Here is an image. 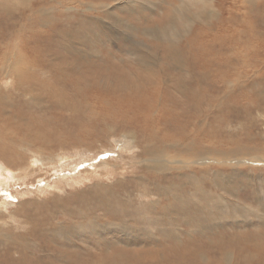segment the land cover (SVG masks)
Instances as JSON below:
<instances>
[{
    "label": "rangeland",
    "instance_id": "1",
    "mask_svg": "<svg viewBox=\"0 0 264 264\" xmlns=\"http://www.w3.org/2000/svg\"><path fill=\"white\" fill-rule=\"evenodd\" d=\"M0 4V56L7 46L17 44L24 46V55L37 52L43 67L52 61L57 72L51 88L35 87L36 99L25 97L24 90L32 87L20 95L7 86L10 94L2 96L4 100L29 106L46 118L59 112L69 119L88 120L115 103L111 98L129 93L148 96L170 110L168 129L186 149L184 158L206 159L180 176L175 171L138 177L134 174L138 166L126 161L118 172H105L100 179L112 181L109 193L119 205L118 216L112 214L107 194L82 196V190L93 188V181L90 188H85V177L72 182L62 197L76 194L75 201L87 199L85 213L106 211L107 218L83 223L82 229L64 222L49 234L27 238L24 250L13 242L15 249L0 253V264H264V0H0ZM178 126L186 128L181 132ZM112 138H119V133ZM91 143L94 147L60 152L71 157L79 152L75 166L82 169L93 170L104 158L123 162L117 157L122 143L113 149ZM121 149L129 152L131 147ZM160 183L177 190L178 198L185 195V206L174 203L171 191L159 189ZM18 190L11 185L0 191V197L11 202L8 210L13 216L19 211ZM151 198L160 200L155 208L147 203ZM168 202L177 212L158 208ZM9 216L0 213V227L25 234L27 230L16 227L21 218ZM70 216L76 221L79 212L72 208Z\"/></svg>",
    "mask_w": 264,
    "mask_h": 264
},
{
    "label": "bare ground",
    "instance_id": "2",
    "mask_svg": "<svg viewBox=\"0 0 264 264\" xmlns=\"http://www.w3.org/2000/svg\"><path fill=\"white\" fill-rule=\"evenodd\" d=\"M257 4H259V2ZM261 5H262V3H261ZM124 9H126V8H124ZM181 11H183V10H181ZM212 13H214V12H212ZM224 21H226V20H224ZM15 22H13V23H15ZM227 23H228V21H227ZM17 25H19V27H20V24H17ZM8 32H10V31H8ZM46 34H47V32H46ZM9 37H12V35ZM48 40H49V38H48ZM23 48H24V46H22V48H20V46L18 47L17 44L16 45L13 44L10 47L7 46V49L4 50L2 55L0 56V72L2 73V76L0 78V90L4 89L6 91V94L0 93V191H2V187L12 185V187L19 189L18 190V198H20L19 199L20 201H18L17 205H15V207L17 206V208H19V211H18V213H15V216H13L12 214L10 215V211L8 210V206H9V204H11V202H9L7 199H4L3 198L4 196L0 197V213L5 212L8 216L10 215L9 217H17L18 218V216H19V218H21V223H20V225H17L16 227L20 228V229H25L27 231L25 234H11L9 231L5 230L3 227H0V245H2V249H0V253H4L3 249L9 250V247H11V246H12L11 250L13 248L15 249L14 244H11L13 242L16 243L15 245H19V249L24 250L25 245H23V244H25V241L27 242V240H28L27 238H30V236H32V238L35 239L36 234H39L38 236H40L46 231H48V234H49L55 230L54 228H56L57 226L61 225L64 222L65 223L67 222L69 224H71V223L77 224L78 227L81 228V227H84L83 223H88V225H89L91 223L97 222L98 218H103V217L107 218V212L106 211H104L105 214L103 213L102 215H101V213H97V212L85 213L86 209L88 208V207H85V204L88 203L87 199H86V201L84 198H82L78 201H75L73 199H74L76 194H73V195H71L69 197H65V198L62 197V191L64 190V187L72 185V182L73 183L74 182H80L83 179L82 177H85L86 180L88 181V185H86L85 188L86 187L90 188L92 186V184L90 182L93 181V188L82 190L81 191L82 196H84L86 198H87L86 195L100 196L101 198L102 197L106 198L105 194H107L108 197L106 199L109 198V200H110L109 201L110 204L109 203L108 204H109V207L111 209L110 208L109 209L111 210L112 214L114 213L115 216H118L119 215L118 214L119 213V211H118L119 205L117 206L118 203L115 204L111 200L112 197L110 198V196H111L110 191L112 188L111 187L112 184L110 185V182H108L110 178L109 179L107 178L108 180L106 178H105V180H103V178L100 179L101 177H103L102 175H104L105 172L111 173L110 175H112V172H116L117 168L123 167L125 165L124 161H126V163L128 165L129 164H131V165L135 164L136 166H138V169L135 170V172H134V174L137 175L138 177L144 176V172L150 173V174L154 175V177H159V176L171 173V172L173 173L175 171L178 172L179 173L178 176H180L182 174L183 170H186L189 166H191L193 164H200L201 162H204L206 160L202 156H201V158L195 157V158L191 159V161H187L184 158L185 154L187 153L186 149L184 148L181 140L178 137H176L175 134H173L170 131V129H168L169 124L167 122L168 121L167 117H169V114H171V113H170V110L167 109L163 105V103L161 102L162 100H159L161 98H159L158 101L161 102L162 104L157 103V101L155 99L154 100L149 99L148 96H138V95H135L134 93H129L127 96H119L118 98L113 96L115 98H111V101H114L115 103L111 104L110 107L104 106L99 111V113H94L95 112L94 111L93 112L94 115H92L91 116L92 118L88 119V120H83L82 118H80L78 116L75 117L74 119L73 118L69 119L68 118L69 116H64V115L61 116V114H59V112L57 113V115L55 114V116L48 115V117L46 118L43 115L45 113H32L33 110H30L32 108H30L29 106L21 107L19 105H15L12 102L10 103L9 100H6V99L4 100L2 96H9V94H10L9 93L10 90L7 89V86H9L10 89H12V90L14 88L15 91L20 95H22L24 88L32 87L28 90V92L26 89L24 91L26 92L25 97H30V98H33V100H34V98L36 96L38 97V92L36 91L35 87L40 86V87H45V88H51L53 82H56L54 80L55 77H53V75L55 76V74L57 72L54 69V65H53L52 61H51L50 65H47V63H46L45 67H43L42 62H41V58L37 52L28 51V53H26V55H24L23 50H22ZM42 61H44V60H42ZM234 74H236V73H234ZM40 75H46L51 81L43 80L40 77ZM74 83H75V80H74ZM183 89H185V88H183ZM40 91L41 90H39V92ZM109 99L110 98H108V100H105L104 103L109 101ZM205 100H206V98H205ZM62 102H63V100H62ZM78 103H79V100H78ZM24 104H27V103H24ZM50 104H51V102H50ZM65 107H66V109L69 108L68 106H65ZM53 109L54 108H52V110ZM183 128H186V127L178 126V129L181 132H182ZM118 133H119V138H117V139L112 138L113 136H116ZM105 140H107V142H105ZM91 142H97V143L100 142V144H98V145H100L101 147H104V148L106 147L108 149L109 148L113 149L114 145H116L117 143H120V144L122 143V145L120 146L121 148L129 146V147H131V150L129 152L128 151L126 152L125 150L120 148V151H119L120 153H119V156H117V157H119L120 161H123L121 164L116 163V162L110 163V162L106 161V159L104 158L94 166L93 170L86 169V168L85 169L84 168L83 169L78 168L77 166H80V165L75 166L78 159L81 157L79 152L76 153L78 155L77 157L76 156L71 157V156H69L70 154L67 155L65 153L60 152V150L66 149L68 147H73V148H75V150H78V151H79V149H81V147H87V148L88 147H90V148L94 147ZM203 149L204 148H202V151H203ZM169 150L172 153H169L168 152ZM195 150H196V148H195ZM219 152H220V150H219ZM235 152H237V151H235ZM222 154H223V152H222ZM132 156H134L135 159ZM183 159H185V160H183ZM218 159H220V158H218ZM209 160H211V159H209ZM260 162H262V161H260ZM250 163L252 164V162H250ZM66 167H68V168H70V170H72L71 171L72 175H71V172H68L66 174V172L62 171ZM105 168L108 170H105ZM123 171H125V170H123ZM119 173H117L118 177H120V176L124 177L125 176V173H124V175L119 174ZM92 176L95 178L93 179ZM131 177H132V175H131ZM146 177H143V178H146ZM134 178H135V176H134ZM162 178H164V177H162ZM176 178H178V177H176ZM119 179L117 181L116 180H114V181H116V183H117L119 181ZM121 179H123V178H121ZM147 179H149V178L147 177ZM127 180H128V178H127ZM263 180H264V177H263ZM110 181H111V179H110ZM143 181H144V179H143ZM157 181H156V183H158ZM154 182H153V184H154ZM170 182H171V179L165 181V183H169V184H170ZM180 182H182V180ZM185 182H187V181L185 180ZM261 182H262V180H261ZM111 183H112V181H111ZM165 183L159 185V189H161L162 191H165V192L167 189H169V191H171V194L173 196V200H175L174 203H177L179 205L181 204L184 207L185 206V201H184L185 195H184V198H182V197L178 198L177 190L175 191L176 193L173 192L171 188H168L165 185ZM150 184H151V181H150ZM129 185H131V184H129ZM175 187H177V186H175ZM179 190H180V188H179ZM41 192L47 193L48 196L44 197V196L38 195ZM144 192H145V190H144ZM125 193H129V191L127 190V192H125ZM134 193H135V191H134ZM14 194H16V193H14ZM137 194H139V193H137ZM130 197H131V195H130ZM186 197H187V195H186ZM88 198H89V196H88ZM117 198H119V197H117ZM136 198H137V196H136ZM115 199H116V197H115ZM102 200H104V199H102ZM127 201H128V199H127ZM130 201H128V202H130ZM159 201L151 198V199H149V202L147 201V203H149L152 207L155 208L157 205H159V203H158ZM169 202L165 203V205H163V206H158V208L159 209L161 208V210L165 209V211L171 210V212L175 211V209H176V212H177V207L173 206ZM188 203H189V201H188ZM105 205L107 206V204H105ZM212 206H214V205H212ZM64 208H66L67 214H66V212H64ZM72 208L75 209L77 212H79V217H77L78 219L76 221H74V219H72V217L70 216V209H72ZM43 209H44V211H43ZM132 209L134 210V208H132ZM126 211H130V210L126 209ZM178 211H181V208H178ZM59 212H60V214L58 215ZM144 212L146 215V212H148V211L145 210ZM153 214H152V216L154 217ZM159 215H161V214H159ZM147 216H149V215H147ZM141 217L142 216H140V218ZM123 219H126V218H123ZM84 220H87V221L83 222ZM151 220H155V218H152ZM161 220H163V219H161ZM177 222H179V221H177ZM125 223H123V224H125ZM1 224H2V222H1ZM108 224H110V223H108ZM107 227H108V225H107ZM130 227H132V226H130ZM110 228H111V226H110ZM137 228L139 230L144 229V227H140V226H138ZM167 230H169V229H167ZM99 231H100V229H99ZM177 231H179V230H177ZM143 234H145V233H143ZM177 235H173V238L176 237ZM173 238H171V239H173ZM40 239H41V237H40ZM40 239H39V241H40ZM155 240H153V241H155ZM165 242H167V241H165ZM248 242H250V241H248ZM7 245H10V246H7ZM0 248H1V246H0ZM246 259L248 260V258H246ZM197 262H199V261H197ZM185 264H187V263H185Z\"/></svg>",
    "mask_w": 264,
    "mask_h": 264
}]
</instances>
